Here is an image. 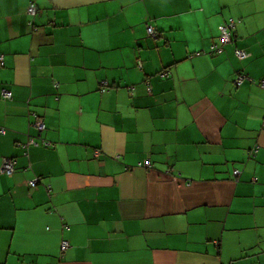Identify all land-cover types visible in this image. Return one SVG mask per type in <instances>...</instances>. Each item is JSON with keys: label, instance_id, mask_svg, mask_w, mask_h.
<instances>
[{"label": "crops", "instance_id": "crops-1", "mask_svg": "<svg viewBox=\"0 0 264 264\" xmlns=\"http://www.w3.org/2000/svg\"><path fill=\"white\" fill-rule=\"evenodd\" d=\"M1 57L0 264H264V0H0Z\"/></svg>", "mask_w": 264, "mask_h": 264}, {"label": "built area", "instance_id": "built-area-1", "mask_svg": "<svg viewBox=\"0 0 264 264\" xmlns=\"http://www.w3.org/2000/svg\"><path fill=\"white\" fill-rule=\"evenodd\" d=\"M37 13V8L35 3H31L30 6L27 9V14L29 16H35ZM31 24V23H30ZM236 24L237 22L234 21L233 19L229 20L227 23L223 24L222 26L219 27V32H220V36H219V41L217 43H213L210 47V50L207 52H197L196 55L197 56H201L204 54H209V55H219L221 53L224 52V48L226 45L231 44L233 42V37H234V32L236 29ZM148 34L152 37H156L157 33L154 31V29L149 26L148 27ZM237 58L239 60H245L247 59L249 56L248 54H246L243 51L237 50L235 52ZM1 62L3 61V57L0 58ZM162 78H168L169 73L168 72H162L159 74ZM247 81H251V79L243 74V73H239L236 77V79L234 80V84L237 87L242 86L245 82ZM262 87H264V84L262 85ZM108 90V84L106 82L102 83V87H101V91L102 92H106ZM149 91H151V88L148 89ZM2 98L5 100H11L12 99V93L7 91V90H3L2 91ZM34 117L36 119V122L34 124L35 128L38 130L39 133H43L46 130V124L44 122V120L41 117H38L37 115L34 114ZM1 134H5L4 130H0ZM34 146V145H39L35 139L30 138L28 143L26 145H22L24 148L27 146ZM42 145L44 147H53L54 144L50 141H46V140H42ZM256 153L257 150H254L253 153ZM17 168V162L15 159H6L4 160L3 163V172L8 175V176H12ZM235 175L239 176L240 172L238 170L235 171ZM37 185V180H34L32 182H30V186L35 187ZM69 247V244L67 242H63L61 249L62 252L65 251L67 248Z\"/></svg>", "mask_w": 264, "mask_h": 264}, {"label": "trees", "instance_id": "trees-1", "mask_svg": "<svg viewBox=\"0 0 264 264\" xmlns=\"http://www.w3.org/2000/svg\"><path fill=\"white\" fill-rule=\"evenodd\" d=\"M219 34H220V32H219ZM219 36H220V35H219ZM248 82H249V81H248ZM245 83H246V82H245ZM243 85H244V84H243ZM44 132H45V131H44ZM0 134H1V133H0ZM2 135H5V134H2ZM254 153H255V152H254ZM254 153L252 152L250 156H251V157L255 156ZM235 171H236V170H235ZM235 171H234V175H235ZM238 171H239V170H238ZM239 172H240V171H239ZM235 176H236V175H235ZM237 177H238V176H237Z\"/></svg>", "mask_w": 264, "mask_h": 264}]
</instances>
